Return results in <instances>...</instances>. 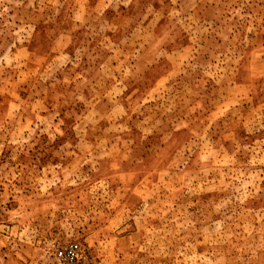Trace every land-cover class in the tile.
I'll return each mask as SVG.
<instances>
[{"label":"rangeland","instance_id":"1","mask_svg":"<svg viewBox=\"0 0 264 264\" xmlns=\"http://www.w3.org/2000/svg\"><path fill=\"white\" fill-rule=\"evenodd\" d=\"M264 264V0H0V264Z\"/></svg>","mask_w":264,"mask_h":264},{"label":"built area","instance_id":"2","mask_svg":"<svg viewBox=\"0 0 264 264\" xmlns=\"http://www.w3.org/2000/svg\"><path fill=\"white\" fill-rule=\"evenodd\" d=\"M56 264H83L84 248L76 241L58 247L54 252Z\"/></svg>","mask_w":264,"mask_h":264}]
</instances>
